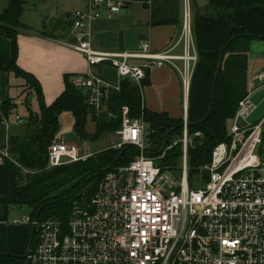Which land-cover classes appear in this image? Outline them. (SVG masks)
<instances>
[{
  "label": "built area",
  "instance_id": "1",
  "mask_svg": "<svg viewBox=\"0 0 264 264\" xmlns=\"http://www.w3.org/2000/svg\"><path fill=\"white\" fill-rule=\"evenodd\" d=\"M134 0H87V8L71 15V48L88 66L85 75L73 80L88 92L86 103L97 112L109 88L119 89L124 79L138 88L151 70L182 64V85L188 93L197 54L191 27V11L185 1L181 23V55L154 51L147 39L133 50L97 51L92 47L94 23L121 14ZM98 66L112 68L118 79L101 77ZM238 103L227 142L216 145L202 170L207 181L190 188L187 181V103L182 104L180 173L163 171L159 157L145 153L150 134L143 117L129 118L122 109L119 143L137 148L139 155L128 165L117 167L93 187L84 201L75 202L66 220L25 217L22 224L34 235L25 264H264V115L243 128L255 109L249 98ZM18 122L21 118L16 117ZM4 125L6 120L1 121ZM199 136V133H195ZM88 142H66L57 138L48 147V168H56L90 157ZM10 159L7 142L0 149V164ZM87 201V202H86ZM17 223V222H15Z\"/></svg>",
  "mask_w": 264,
  "mask_h": 264
},
{
  "label": "trees",
  "instance_id": "2",
  "mask_svg": "<svg viewBox=\"0 0 264 264\" xmlns=\"http://www.w3.org/2000/svg\"><path fill=\"white\" fill-rule=\"evenodd\" d=\"M134 1L149 11L151 26L181 28V0ZM25 3L8 0L0 12V36L8 39L7 53L0 56V72L12 73L25 81L36 97L38 113L27 108L25 134L7 140L10 159L0 164V207L5 214L13 208H26L31 218L66 220L74 201H84L82 192L89 184H97L107 172L128 165L139 151L132 145L107 148L84 161L48 168V147L56 139L61 114L72 116L79 143L90 142L103 134L117 132L121 128L122 109L126 107L129 118L142 116L151 131L145 144L144 154L148 157H159L175 138L181 139L182 118L146 109L141 89L124 79L119 81L118 90L111 87L106 91L98 112L87 105L88 92L74 86L77 75H65L62 93L46 105L35 77L16 64L18 33H36L20 21ZM190 4L197 61L188 89L187 181L190 188H195L207 181L202 168L209 163L213 148L228 141L226 121L234 117L238 103L248 93V51L253 41L264 40V0H207L204 7L190 0ZM14 107L10 99L0 104V122L7 120ZM88 119L95 125L93 134L85 130ZM178 141L165 151L159 163L163 171L175 176L180 173L182 158V145ZM30 244L35 245V238L27 230L26 248L19 255H25ZM5 253L8 250L1 238L0 264H25V259L6 257Z\"/></svg>",
  "mask_w": 264,
  "mask_h": 264
},
{
  "label": "crops",
  "instance_id": "3",
  "mask_svg": "<svg viewBox=\"0 0 264 264\" xmlns=\"http://www.w3.org/2000/svg\"><path fill=\"white\" fill-rule=\"evenodd\" d=\"M201 1L196 0L200 7H204L207 0ZM136 10L137 9L133 8V12ZM127 13L128 7L121 13V16ZM71 15L72 13L68 14L66 22L63 20H56L54 24H49L48 26L43 23L42 30L39 27H30L21 20L23 24L30 27L33 31H36V33L24 31L18 33L16 64L23 71L35 77L41 87L43 100L46 105L51 104L62 93L65 75L81 76L85 75L88 71V66L84 57L71 48V46L75 44V39L71 33ZM116 16L110 20L101 19L94 23L92 30L93 37L96 41L93 40V43L91 42L93 49L97 51H118L120 50L121 36L124 50H133L138 46L141 40L147 39L154 51H169L172 55H181L182 44L179 41L181 29L173 25L151 26L149 24V11L147 9H145L143 14L138 13L136 16L137 20L142 24V27L139 29L138 37L132 49L124 48L123 35L121 34L118 39V48H101L100 39L98 38L99 35L107 32L108 29L120 31L123 28L120 17L116 18ZM7 48L8 39L4 36H0V56L7 53ZM256 48H258V50L255 53V58H253V67L258 68L257 74H259V76H264L262 73L264 69V40L253 41L251 43L248 51V64L250 53ZM96 70L101 74V77L107 81L110 80L102 76L105 71L111 70L116 75L115 71L107 66H98ZM181 74L182 64L180 61H175L173 66H165L151 70L147 77L149 84L141 88L143 106L153 112H166L171 118H181L183 101L185 99L188 100V93L184 94ZM110 82L114 83L112 81ZM30 93H33V90L27 89L25 81L22 78L16 77L12 73L0 72V104L10 99L16 107L17 102L21 101L23 95H29ZM14 109L11 110L10 114ZM35 113H38V111ZM7 121L8 119L6 122ZM15 122L20 123L16 119ZM0 125H3L5 128L3 137L6 143L8 140L7 132L9 122L6 125L0 122ZM0 137H2V134H0ZM9 213L10 212L5 214L0 207V239L5 238V244L7 246L11 245L14 237L20 235L23 230L22 226H16L18 224L8 223L7 219ZM18 229L22 230L17 233Z\"/></svg>",
  "mask_w": 264,
  "mask_h": 264
},
{
  "label": "rangeland",
  "instance_id": "4",
  "mask_svg": "<svg viewBox=\"0 0 264 264\" xmlns=\"http://www.w3.org/2000/svg\"><path fill=\"white\" fill-rule=\"evenodd\" d=\"M25 9L24 14L20 21L26 23L28 26H35V28H40L42 30V24L45 23L46 26L49 24H54L56 20H63L64 22L68 19V14L74 13L76 11H83L87 8V0H25ZM185 1L188 2L190 11V0H181V19H183V10L185 6ZM201 1V0H200ZM202 0L201 2H203ZM8 0H0V12L7 6ZM86 5V6H85ZM85 6V8H84ZM84 8V9H82ZM133 8L137 9L133 12ZM144 7L137 3L130 4L128 6V13L124 16L119 14L117 17H120V21H122L123 28L120 31H116L113 29H108L107 32L102 33L98 36L100 39V46L104 49L110 48H118V39L120 34L123 35L124 40V48L125 49H132L133 45L135 44L136 38L139 34V29L142 27L141 23L137 20L138 13H144ZM114 18V19H116ZM113 19V20H114ZM112 21V20H111ZM51 27V26H50ZM181 29V28H180ZM96 41V39L92 38ZM103 50V49H102ZM258 48L253 49L250 53L249 64L247 68V91L248 93L255 90L257 87L261 85V81L258 80L259 74L258 68L253 67L255 53L257 52ZM103 77H107L112 82H117L118 79L113 71L107 70L103 73ZM21 95V94H20ZM26 101V102H25ZM27 107L33 112L38 111V104L36 101V97L34 93H30L29 95L24 94L21 98V101H18L14 111L9 114L8 116V132L7 138L9 137H20L25 134V118L27 117ZM19 117L22 119L20 123H16L15 119ZM226 131L230 132L233 123L231 120L226 121ZM4 126L0 125V149L3 148L5 139L4 135ZM85 130L89 134H93L95 130L94 124L88 119L86 120ZM57 140H63L66 142H76L77 141L74 131H73V118L69 113H63L59 116V129L56 135ZM180 140L179 138H175L173 142ZM119 143V137L117 136L116 132L112 134H103L100 138L95 141L88 142L89 144V151L93 154L94 152L100 151L102 149L112 148ZM188 167V165H187ZM79 200H75L78 202ZM73 203V204H74ZM8 215V223L18 224L16 226H22V229H18L17 233L21 230L22 232L17 237H14L13 242L11 245L7 246L8 253L4 255H16L24 252L26 248V231L28 230L27 226L22 224L25 217L29 216V212L26 208H13L9 211ZM5 239V238H4ZM27 244H29L27 242Z\"/></svg>",
  "mask_w": 264,
  "mask_h": 264
},
{
  "label": "water",
  "instance_id": "5",
  "mask_svg": "<svg viewBox=\"0 0 264 264\" xmlns=\"http://www.w3.org/2000/svg\"><path fill=\"white\" fill-rule=\"evenodd\" d=\"M122 49H123V47H122V37L120 36V50H122ZM262 73L264 74V69H263ZM148 84H149V80L147 78L140 82L141 86H147ZM249 100L255 106V109L253 110V112L249 115V117L245 121H242L241 119H238L237 126L239 128H243V127H245L248 124H254L255 122H257L264 115V87L256 90L251 95ZM94 186H95V182H92L91 184H89L83 190L82 195L84 197H87L90 194V192H91V190L93 189ZM30 245H29V248H30ZM27 255H28V253H26L24 256H16V255H14V256L5 255V256L6 257L12 256V257H17L19 259H26Z\"/></svg>",
  "mask_w": 264,
  "mask_h": 264
},
{
  "label": "flooded vegetation",
  "instance_id": "6",
  "mask_svg": "<svg viewBox=\"0 0 264 264\" xmlns=\"http://www.w3.org/2000/svg\"><path fill=\"white\" fill-rule=\"evenodd\" d=\"M18 256H24V255H18Z\"/></svg>",
  "mask_w": 264,
  "mask_h": 264
}]
</instances>
